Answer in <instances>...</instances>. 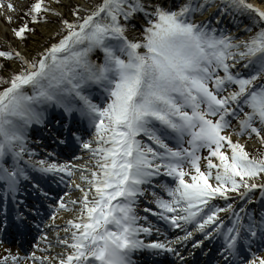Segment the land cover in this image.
I'll list each match as a JSON object with an SVG mask.
<instances>
[{
    "label": "snow or ice",
    "instance_id": "obj_1",
    "mask_svg": "<svg viewBox=\"0 0 264 264\" xmlns=\"http://www.w3.org/2000/svg\"><path fill=\"white\" fill-rule=\"evenodd\" d=\"M211 6L0 0V16L17 24L11 40L0 36V203L7 219L11 199L14 227L29 231L43 205L25 210L18 194L59 177L69 189L64 196L51 201L48 190L40 193L56 205L49 229L66 234L58 237L66 254L49 259L188 264L181 249L189 242L200 248L219 240L217 264H264V256L247 255L264 242V10L220 0L221 16L246 14L258 27L242 40L196 19ZM29 39L32 51L23 47ZM39 133L55 145L43 159L32 147H47ZM248 140L257 144L254 154ZM75 147L90 155L89 175L59 162ZM73 190L80 196L71 198ZM256 203L258 210L249 207ZM60 212L77 214L60 227ZM154 231L175 238L153 239Z\"/></svg>",
    "mask_w": 264,
    "mask_h": 264
},
{
    "label": "bare ground",
    "instance_id": "obj_2",
    "mask_svg": "<svg viewBox=\"0 0 264 264\" xmlns=\"http://www.w3.org/2000/svg\"><path fill=\"white\" fill-rule=\"evenodd\" d=\"M98 2H99V0H80V3L85 4V5H91L90 3L96 4ZM248 2L253 4L257 8L264 10V2L259 3V0H248ZM225 24H230V22H227ZM10 29H11V27L9 26V24H7L5 22V19L2 16H0V36L7 37V34L11 36V33L9 31ZM39 31H42V29H38V32ZM23 47H26L29 51H32V50H34L35 45L33 44L32 40L29 39L28 44L26 46H23ZM21 50H23V48H21ZM88 139H89V137L87 136V138L85 140H88ZM48 142L49 141H47V143H46L48 148H50L52 145H54V144H50V142L49 143ZM254 147H257V144L253 140H250L249 142H247V149H251ZM72 152H73V149H72V151H70L69 156H67L68 158H65L63 162L69 163V164H74L80 168H87L89 171L85 172V175H89L90 171L93 170V168H94V164L90 160V155L81 148H78L74 152V154ZM76 157H80V159H77ZM43 158L44 157L38 156V155L36 157V159H43ZM60 163H62V162L60 161ZM204 163H206V162L203 161V164ZM35 175H37L39 177L38 173H36ZM79 176H80V173L77 172V174L72 179L76 180L77 183H79L80 182ZM55 179L58 181L59 177H56ZM47 180L52 181L54 179L48 178ZM54 186H55L54 189H55L56 193H58V191L61 192L58 194V195H60L59 197L64 196V193L69 191V189L65 188L63 184L56 183ZM56 186L58 187L57 190H56ZM44 190H48L50 195H52L51 192L54 191L50 187H44V186L40 185V192H37V194H35L37 196V198L35 200L32 199L34 201L35 205L39 206L41 204L42 205L45 204V201L43 200L44 197L40 194ZM35 191H37V190H35ZM78 196H80V193L77 194L75 190H73L71 192V198H75ZM64 198L69 199V197H64ZM255 200L256 201L259 200V192L258 191L255 195ZM25 203L27 204V206L29 205V203H27V201ZM218 203L223 205L224 202L219 201ZM237 203H239V201H237ZM47 207L52 208V206H47ZM249 207L253 208L255 210H258L260 208V205H259V203H256V204L251 205ZM42 208L46 209V207H43V206H42ZM53 209H55V208L53 207ZM49 212L52 213L50 210H49ZM49 212H47L46 214L44 213V216L42 218H40V221H41L40 229L42 228V233H40V230H39L38 233L34 234L33 236L31 235V237L33 239L38 238L37 243H39V246L37 247L36 252H34V253H30V252L28 253L27 252V255L25 256V257L28 256V258L32 261L31 264H59L58 259H49V258L50 257L51 258H58L60 255L66 254V250H65L64 246L58 243V237H64L66 234L63 231H61L60 228H56L55 230L49 229L48 226L53 224V221H51L49 219ZM76 214L77 213L60 212L57 214V219L55 220L54 224L59 225L60 227L66 226V221L68 219L73 218ZM221 216L224 218V221L227 224L229 222L228 216L224 213H221ZM2 219H3V213H0V221H2ZM11 223H15V221H12V219H11ZM157 224L159 225L160 223H157ZM164 227H166V226H164ZM162 231H163V227H162ZM171 234H173V236H171L170 239H174L175 233L171 232ZM45 236H47V240L43 239V237H45ZM162 237L163 236H159V234H156L154 231L153 239L158 238L161 241H163ZM48 245L50 247H53V248H48ZM190 248H191V244H188L187 249H190ZM193 249H195V248H192L190 250V253L195 255V258L200 257V251L193 253L194 252ZM15 252L16 251H14L13 249H10V250L4 249V247L1 246V243H0V264H2L5 257H7V259H8V264H14L12 257H17L19 262L24 259V257L21 256L20 254L13 256V254ZM249 253L250 254L255 253L254 255H256V253H261V256H264V242L257 240L255 242V244H253V246H252V251H249ZM201 256H202V253H201ZM32 257H35V260H33ZM138 259H141V261H142V258H138ZM201 259H203V257H200V260ZM215 259H217V258H214L213 261H215Z\"/></svg>",
    "mask_w": 264,
    "mask_h": 264
},
{
    "label": "rangeland",
    "instance_id": "obj_3",
    "mask_svg": "<svg viewBox=\"0 0 264 264\" xmlns=\"http://www.w3.org/2000/svg\"><path fill=\"white\" fill-rule=\"evenodd\" d=\"M262 2H264V0H259V3H262ZM91 5H95V4H92V3H90ZM65 15H66V17H67V15H68V13L66 12L65 13ZM21 19V16H16V20L17 21H19ZM9 26L11 27V28H14V27H16L17 26V24H15V23H13V24H9ZM256 26L254 25V22L252 23V33H251V35H253L256 31H258L259 29H258V27H256ZM12 37L10 36V35H8L7 34V39H11ZM28 44V41H26L25 42V44H24V46H26ZM11 65H9V67H10ZM53 126V125H52ZM37 135H40L41 137H45V136H47L46 134H44V133H39V134H37ZM48 140V139H47ZM46 139L45 140H41V142H42V144H45L46 143V141H47ZM250 140H248V142H249ZM50 143H52V142H50ZM32 147H33V149L34 150H36L37 151V153H38V155L39 156H42V157H44L45 158V154H47V152H49V151H51L50 149H46V148H44L43 149V152H40L39 151V149L37 148V146L35 145V144H33L32 145ZM255 149H256V147H254V148H251V149H247L246 148V150H248L250 153H255ZM202 155H207V153L206 152H204V153H202ZM202 164H203V161H202ZM65 179H68V178H65ZM76 193L78 194L79 192H77L76 191ZM155 219V218H154ZM48 248H53V247H50L49 245H48ZM14 256V255H13ZM258 256H261V253L258 255ZM31 262L32 261H30L29 259L27 260V259H25V260H22V261H20L19 262V264H31Z\"/></svg>",
    "mask_w": 264,
    "mask_h": 264
}]
</instances>
